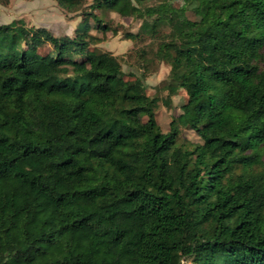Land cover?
Returning a JSON list of instances; mask_svg holds the SVG:
<instances>
[{
    "label": "trees",
    "instance_id": "obj_1",
    "mask_svg": "<svg viewBox=\"0 0 264 264\" xmlns=\"http://www.w3.org/2000/svg\"><path fill=\"white\" fill-rule=\"evenodd\" d=\"M55 1L82 11L74 36L0 26V264H264V0ZM110 13L185 92L167 133L90 50Z\"/></svg>",
    "mask_w": 264,
    "mask_h": 264
},
{
    "label": "rangeland",
    "instance_id": "obj_2",
    "mask_svg": "<svg viewBox=\"0 0 264 264\" xmlns=\"http://www.w3.org/2000/svg\"><path fill=\"white\" fill-rule=\"evenodd\" d=\"M158 0H145L147 5H155ZM175 8L184 5V0H171ZM91 0H88V5ZM190 20L199 21L201 16L198 12L188 11ZM106 23L111 31L106 33L93 30L100 42L90 50L109 52L116 56L121 65L126 80L139 78L147 87L151 97L158 99L156 119L163 133L170 130L171 123L182 113V105L186 102V95L180 90L177 95L169 96L166 83L169 79L170 67L165 62L155 58L157 42L147 37L137 40L128 38V34H138L142 23L132 18H123L110 13L105 16ZM82 11L69 13L58 6L55 0H10L7 5L0 2V26L14 22L24 24L28 28H45L56 37H72L75 30L83 22ZM94 25V23L92 22ZM51 51L46 46L41 53ZM2 99L0 97V105ZM182 137L195 144L200 140L193 131L183 130Z\"/></svg>",
    "mask_w": 264,
    "mask_h": 264
}]
</instances>
